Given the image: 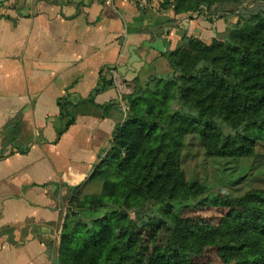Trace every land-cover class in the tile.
I'll use <instances>...</instances> for the list:
<instances>
[{
	"label": "trees",
	"instance_id": "16d2710c",
	"mask_svg": "<svg viewBox=\"0 0 264 264\" xmlns=\"http://www.w3.org/2000/svg\"><path fill=\"white\" fill-rule=\"evenodd\" d=\"M246 1L160 0L159 8L175 17L213 16ZM181 43L163 54L166 74L133 81L121 94L125 119L87 178L101 182L100 193L76 204L104 213L89 223H69L65 214L53 264H264V193L209 196L206 187L186 181L180 167L188 134L198 136L212 158H242L264 143V7L244 11L209 43L196 36ZM105 84L100 72L78 105L91 104ZM57 106L59 138L74 117L67 97ZM11 148L24 155L29 146Z\"/></svg>",
	"mask_w": 264,
	"mask_h": 264
},
{
	"label": "crops",
	"instance_id": "0c3cea01",
	"mask_svg": "<svg viewBox=\"0 0 264 264\" xmlns=\"http://www.w3.org/2000/svg\"><path fill=\"white\" fill-rule=\"evenodd\" d=\"M159 3L11 0L0 9V264H53L47 245L110 147L122 90L166 74L163 54L184 35L203 40L214 29L203 15L175 17ZM100 72L106 84L78 105ZM61 97L74 123L57 138Z\"/></svg>",
	"mask_w": 264,
	"mask_h": 264
},
{
	"label": "rangeland",
	"instance_id": "374dc122",
	"mask_svg": "<svg viewBox=\"0 0 264 264\" xmlns=\"http://www.w3.org/2000/svg\"><path fill=\"white\" fill-rule=\"evenodd\" d=\"M258 7H264V0H247L240 6L228 5L224 7L223 12L218 15L209 16L203 14L205 20L214 29L209 30V35L202 41L209 43L216 37L226 31V28L234 24L241 13L244 11H255ZM191 16L200 17V14ZM185 35L182 37V42ZM182 43L176 48H180ZM175 48V49H176ZM130 87L127 85L122 90V94ZM113 113L117 114L118 124L125 119L128 111V105L120 99V105L113 106ZM115 125V127L117 126ZM180 167L184 173L186 181L195 182L208 189V195H227L230 197H240L249 191H259L264 193V143H258L254 146L252 153L242 158H212L205 154L203 143L198 136L188 134L183 138L180 152ZM101 182L86 181L80 187L79 193L70 200V209L66 212V221L69 223L77 219L89 223L94 217L102 216L104 210L98 212H89L82 208H76V204L84 197L99 195ZM72 220V221H71ZM58 241V238H57ZM57 241L51 242L53 254Z\"/></svg>",
	"mask_w": 264,
	"mask_h": 264
},
{
	"label": "built area",
	"instance_id": "2783aa9c",
	"mask_svg": "<svg viewBox=\"0 0 264 264\" xmlns=\"http://www.w3.org/2000/svg\"><path fill=\"white\" fill-rule=\"evenodd\" d=\"M11 0H0V9L6 4L7 2H10ZM118 0H104L105 3L111 4ZM125 1H137V0H125Z\"/></svg>",
	"mask_w": 264,
	"mask_h": 264
}]
</instances>
